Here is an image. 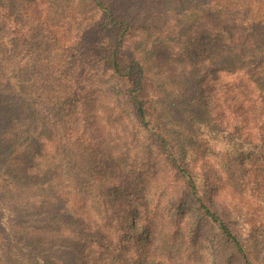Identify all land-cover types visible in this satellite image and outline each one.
<instances>
[{"label":"trees","instance_id":"1","mask_svg":"<svg viewBox=\"0 0 264 264\" xmlns=\"http://www.w3.org/2000/svg\"><path fill=\"white\" fill-rule=\"evenodd\" d=\"M13 1L0 0V49L32 47ZM207 1L181 33L177 0H27L96 70L48 69L61 107L37 117V134L0 76L3 218L58 187L47 223L19 226L20 239L7 227L17 246L5 264H56L43 246L59 242L71 264H201L203 248L210 264H264V15ZM32 86L54 92L37 76Z\"/></svg>","mask_w":264,"mask_h":264},{"label":"rangeland","instance_id":"2","mask_svg":"<svg viewBox=\"0 0 264 264\" xmlns=\"http://www.w3.org/2000/svg\"><path fill=\"white\" fill-rule=\"evenodd\" d=\"M217 1L219 0H214L212 2L217 3ZM246 1L261 7V13L264 15V0ZM206 2L208 1L177 0L180 6L186 7L182 8L180 12L176 14L179 25L183 23V30H186L181 33H186L191 28L193 21L195 19L197 20L201 13L199 7L205 5L204 3ZM91 6L92 5L88 2V6L84 12L88 18H91L90 16L92 15L93 10ZM27 7V0H14L11 9L20 26L19 28L23 30L24 33H31L34 35L33 43H35V45L30 47L24 39H20L17 43H13V41L8 38L0 49V60L2 61L0 62V76L4 82H7L6 84H9L11 80L13 81V85L12 87L10 86L8 93L9 99L20 109L19 113L23 112L21 105H27V112L25 115L29 117L35 127V133L37 134L42 130V126L37 117L41 116L42 113H56L57 109L61 107V99L58 97V94L55 93L56 89L54 88V85H57L59 81L53 78L52 81L48 82V69L50 67H59L68 69V71H73V67H78L79 71L86 74L90 69L95 71L96 68L91 67L85 52L75 54L67 52L66 49L62 47L57 37L51 34L49 21L44 16L28 12ZM186 15H188V17ZM185 16L187 18H184ZM39 45H43L49 51V54L45 55L43 59L37 57V53L40 52L37 49ZM3 74H6L7 77H4ZM36 76L44 85L52 83V90L54 92L51 93L50 90H47L43 92L42 96L37 94L32 86V77ZM24 93H29L30 95ZM17 95L19 100H15ZM28 98L30 100H28ZM40 104L43 108L39 107ZM35 123H39V125L36 126ZM57 194L58 187L56 184L53 185L50 181H47L44 189L39 190V192L31 191L26 193L24 197H26L27 200L24 199L15 204H8L10 210L6 212V218H3V209L0 208V264L6 263L5 258L8 260L7 262H13L10 256H12L11 252L15 253L13 250H16L15 246H17V243L12 242L13 238L10 237L11 233L7 227L10 226L13 229L12 236L16 239H20L17 230L19 226H36L47 223V218L52 213H55L53 211L56 209L55 204L54 206H50L51 202H53L51 197H55ZM10 244L13 250L9 249ZM26 247L29 250L33 249V251H38L36 247L33 248L30 245ZM43 247L45 248V252L43 251V253H48L51 258L54 259V262L57 261L56 264H71V254L65 243H49ZM199 254L201 255V264L211 263V254L208 249L203 248Z\"/></svg>","mask_w":264,"mask_h":264}]
</instances>
